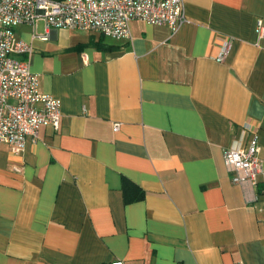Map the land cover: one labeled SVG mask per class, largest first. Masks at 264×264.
<instances>
[{
  "label": "crops",
  "instance_id": "obj_1",
  "mask_svg": "<svg viewBox=\"0 0 264 264\" xmlns=\"http://www.w3.org/2000/svg\"><path fill=\"white\" fill-rule=\"evenodd\" d=\"M182 1L129 41L15 26L60 118L0 143V264H264V0ZM253 133L262 171L233 183L222 152Z\"/></svg>",
  "mask_w": 264,
  "mask_h": 264
},
{
  "label": "built area",
  "instance_id": "obj_2",
  "mask_svg": "<svg viewBox=\"0 0 264 264\" xmlns=\"http://www.w3.org/2000/svg\"><path fill=\"white\" fill-rule=\"evenodd\" d=\"M38 20L44 22L46 32L66 28L129 41L132 20L165 25L176 32L186 17L182 0H0V143H6L12 153L23 150L26 137L37 138L41 127L57 129L59 125L60 101L38 90L37 75L30 71L27 60L17 57L30 54L31 46L16 36L15 26L34 25ZM257 25L264 30L261 21ZM33 37L45 35L34 33ZM230 44V39L224 42L215 58L217 62L224 60ZM258 152L256 133L245 148L223 150L233 183L256 184L262 171ZM105 264L124 262L116 259Z\"/></svg>",
  "mask_w": 264,
  "mask_h": 264
},
{
  "label": "trees",
  "instance_id": "obj_3",
  "mask_svg": "<svg viewBox=\"0 0 264 264\" xmlns=\"http://www.w3.org/2000/svg\"><path fill=\"white\" fill-rule=\"evenodd\" d=\"M129 183L126 181V180H123L122 182V186H123V189H126V186L128 185ZM130 199H128L127 197H125V201L128 202Z\"/></svg>",
  "mask_w": 264,
  "mask_h": 264
}]
</instances>
